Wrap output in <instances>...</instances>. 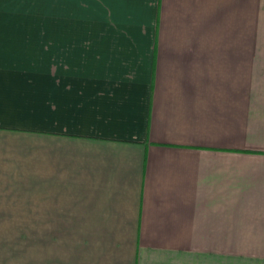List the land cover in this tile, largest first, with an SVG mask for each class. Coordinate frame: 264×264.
I'll return each instance as SVG.
<instances>
[{
	"label": "crops",
	"instance_id": "0c3cea01",
	"mask_svg": "<svg viewBox=\"0 0 264 264\" xmlns=\"http://www.w3.org/2000/svg\"><path fill=\"white\" fill-rule=\"evenodd\" d=\"M232 261L264 264V0H0V264Z\"/></svg>",
	"mask_w": 264,
	"mask_h": 264
},
{
	"label": "rangeland",
	"instance_id": "374dc122",
	"mask_svg": "<svg viewBox=\"0 0 264 264\" xmlns=\"http://www.w3.org/2000/svg\"><path fill=\"white\" fill-rule=\"evenodd\" d=\"M231 253V252H230ZM235 259V255H230V260ZM235 264V261H232Z\"/></svg>",
	"mask_w": 264,
	"mask_h": 264
}]
</instances>
